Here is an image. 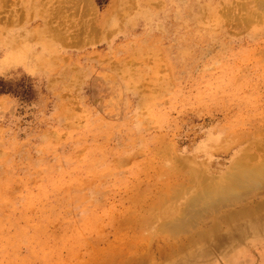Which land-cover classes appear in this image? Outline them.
Wrapping results in <instances>:
<instances>
[{"label": "rangeland", "instance_id": "1", "mask_svg": "<svg viewBox=\"0 0 264 264\" xmlns=\"http://www.w3.org/2000/svg\"><path fill=\"white\" fill-rule=\"evenodd\" d=\"M240 163L264 164V0H0V264H92L157 178L184 210L188 169Z\"/></svg>", "mask_w": 264, "mask_h": 264}, {"label": "bare ground", "instance_id": "2", "mask_svg": "<svg viewBox=\"0 0 264 264\" xmlns=\"http://www.w3.org/2000/svg\"><path fill=\"white\" fill-rule=\"evenodd\" d=\"M81 9L83 10V8ZM88 11H86V15ZM10 55H7L6 59L10 58ZM158 155L166 159V162L174 161L173 158L178 159L176 154L174 157L172 156L173 158L165 157L162 153ZM155 167L160 173L165 174L167 172L164 171V169L166 170L165 167L174 169L176 165L167 166L166 163L161 162L160 166L156 164ZM184 169L186 170V168ZM175 170L172 171L173 174L171 173V175H163L162 178H157L162 181V187L159 185L160 191L158 188H152L145 192V195L153 194L154 199L160 192L155 200L149 201L150 204L149 202L142 204L141 212L138 209L139 214L120 219L116 226L117 230L124 229L123 226H139L135 231L132 229L133 240L124 244L123 249L118 252H114V250L121 247L119 243L106 244L102 250H97L94 247L93 250L97 251L94 256L100 258L93 259L92 264H137L140 262L188 264L192 257H201L202 260H205L209 253L216 254V252L220 255L213 264H264V189L258 187L264 183V164L252 167L240 163V165H234L228 173L220 175L216 180H207L205 174L198 169H188L190 170L189 176L187 175L188 180H184V184L195 191V198L186 200L184 210L165 209L160 211V208L165 207L166 200L170 197L166 190L168 188L165 189L164 185L172 186L177 183L175 178L179 173L178 170L177 172ZM183 173L180 176H183ZM182 182H179L180 185L183 184ZM186 186L184 187L187 188ZM257 188L259 191L251 193L252 195L248 200H240L245 192L249 190L253 192L252 190ZM174 189L178 191L177 187ZM170 192H172L171 189ZM134 200L132 201L134 205L135 202L139 203L140 201V199H136L135 202ZM235 202L240 203L236 207L237 209H227L230 204ZM144 213H150L153 218H158L161 221L156 230L146 231L150 224H148V218L144 216ZM112 223L114 222L112 221ZM143 232L146 234L144 235ZM247 237L250 238L251 245L237 246L238 242ZM153 240L159 241L161 246L156 247L158 258L149 260L151 257L144 251L147 244L145 246L143 244ZM250 247L255 248L253 257L246 256L244 252L246 250L251 251Z\"/></svg>", "mask_w": 264, "mask_h": 264}]
</instances>
